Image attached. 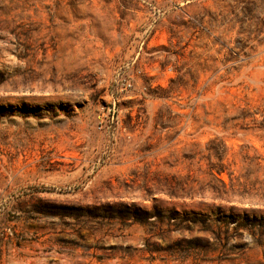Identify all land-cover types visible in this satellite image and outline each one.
Wrapping results in <instances>:
<instances>
[{
	"label": "rangeland",
	"instance_id": "374dc122",
	"mask_svg": "<svg viewBox=\"0 0 264 264\" xmlns=\"http://www.w3.org/2000/svg\"><path fill=\"white\" fill-rule=\"evenodd\" d=\"M0 264H264V0H0Z\"/></svg>",
	"mask_w": 264,
	"mask_h": 264
},
{
	"label": "built area",
	"instance_id": "2783aa9c",
	"mask_svg": "<svg viewBox=\"0 0 264 264\" xmlns=\"http://www.w3.org/2000/svg\"><path fill=\"white\" fill-rule=\"evenodd\" d=\"M128 87H131V84L130 83L128 84Z\"/></svg>",
	"mask_w": 264,
	"mask_h": 264
},
{
	"label": "trees",
	"instance_id": "16d2710c",
	"mask_svg": "<svg viewBox=\"0 0 264 264\" xmlns=\"http://www.w3.org/2000/svg\"><path fill=\"white\" fill-rule=\"evenodd\" d=\"M232 187H233V186L231 185V188H232ZM244 188L247 189L245 186H244ZM245 189H244V190H245Z\"/></svg>",
	"mask_w": 264,
	"mask_h": 264
}]
</instances>
